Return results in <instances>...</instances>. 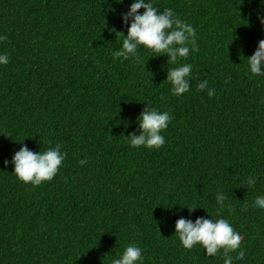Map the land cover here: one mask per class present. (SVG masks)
<instances>
[{"label": "trees", "instance_id": "1", "mask_svg": "<svg viewBox=\"0 0 264 264\" xmlns=\"http://www.w3.org/2000/svg\"><path fill=\"white\" fill-rule=\"evenodd\" d=\"M117 2L0 0V264H111L129 243L143 264H224L223 250H186L174 234L178 219L209 216L244 233L236 264H264V210L252 206L264 195V78L245 59L264 39V6L154 0L196 29L199 50L180 61L193 65L190 90L176 96L167 54L115 56L132 0ZM203 80L215 95L197 90ZM146 103L172 117L159 149L125 138L140 133ZM56 144L66 156L51 181L13 173L20 147Z\"/></svg>", "mask_w": 264, "mask_h": 264}, {"label": "clouds", "instance_id": "2", "mask_svg": "<svg viewBox=\"0 0 264 264\" xmlns=\"http://www.w3.org/2000/svg\"><path fill=\"white\" fill-rule=\"evenodd\" d=\"M118 0L117 3H121ZM264 6V0H259ZM143 9L142 12L139 10ZM131 18L127 28V35L123 37L122 47L115 51L116 57L127 60L136 57L137 50L143 46L147 50L158 54H167L168 62L177 65L168 70L167 80L171 85V93L176 96L183 95L190 90L189 78L192 76L193 65L180 63L186 60L190 52L198 51L196 29L190 22L180 19L172 8L161 10L155 6L154 0H132L127 13L122 17L123 21ZM258 20L264 26V15H258ZM6 37L0 35V41ZM247 71L257 77L264 78V39L258 41L253 54L247 58ZM9 56L0 54V65H7ZM207 89L209 97L215 95V88H208V81L203 80L197 85L198 91ZM172 117L168 111H160L150 107L146 103L145 109L137 118L140 133L126 136L129 145L134 148L144 147L159 149L165 144L162 132L168 127ZM66 154L61 151V145L49 147L44 151L33 152L22 146L13 154L11 164L13 173L23 183H31L38 186L45 181H51L58 173L65 160ZM5 165L9 161L4 162ZM86 163L85 160L79 161ZM258 174L249 175L247 182L255 186L258 183ZM216 193L215 199L218 206L223 207L225 195ZM252 206L264 210V195H258L252 202ZM188 208L187 206H183ZM198 207L189 209L192 211ZM209 216V215H208ZM197 218L194 222L190 219H178L175 222V232L181 246L186 250H192L199 246L204 250L205 256L215 257L223 250L221 258L224 264H236L237 260H243L245 256L241 243L244 233L235 227L234 223L225 217L209 216ZM236 256L231 253L238 250ZM143 251L140 246L129 243L122 253L111 260V264H143Z\"/></svg>", "mask_w": 264, "mask_h": 264}]
</instances>
